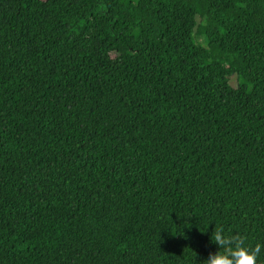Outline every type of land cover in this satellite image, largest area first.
Wrapping results in <instances>:
<instances>
[{"label":"trees","instance_id":"obj_1","mask_svg":"<svg viewBox=\"0 0 264 264\" xmlns=\"http://www.w3.org/2000/svg\"><path fill=\"white\" fill-rule=\"evenodd\" d=\"M215 226L264 264V0H0V264H202Z\"/></svg>","mask_w":264,"mask_h":264},{"label":"clouds","instance_id":"obj_2","mask_svg":"<svg viewBox=\"0 0 264 264\" xmlns=\"http://www.w3.org/2000/svg\"><path fill=\"white\" fill-rule=\"evenodd\" d=\"M245 237L226 233L223 226H215L211 240L218 246V251L209 253L202 264H257L261 245L254 248L245 245Z\"/></svg>","mask_w":264,"mask_h":264},{"label":"rangeland","instance_id":"obj_3","mask_svg":"<svg viewBox=\"0 0 264 264\" xmlns=\"http://www.w3.org/2000/svg\"><path fill=\"white\" fill-rule=\"evenodd\" d=\"M230 83L232 84V86L235 85V83H236V79H235V77H231V78H230Z\"/></svg>","mask_w":264,"mask_h":264}]
</instances>
